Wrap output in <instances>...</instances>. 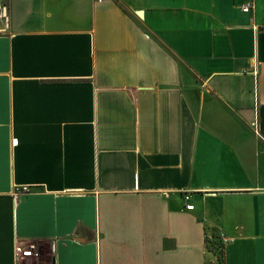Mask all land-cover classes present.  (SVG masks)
I'll use <instances>...</instances> for the list:
<instances>
[{
    "label": "crops",
    "instance_id": "0c3cea01",
    "mask_svg": "<svg viewBox=\"0 0 264 264\" xmlns=\"http://www.w3.org/2000/svg\"><path fill=\"white\" fill-rule=\"evenodd\" d=\"M0 264H264V0H0Z\"/></svg>",
    "mask_w": 264,
    "mask_h": 264
},
{
    "label": "built area",
    "instance_id": "2783aa9c",
    "mask_svg": "<svg viewBox=\"0 0 264 264\" xmlns=\"http://www.w3.org/2000/svg\"><path fill=\"white\" fill-rule=\"evenodd\" d=\"M251 8H252V6H246V7H243L242 10H243V12L248 13L251 10ZM24 191H27V189L24 188ZM186 200L189 201V197H186ZM186 208L188 210H192L194 208V206L187 203ZM221 238H222V242H223L224 245H226L229 242H231V239L225 237V235H221ZM35 250H36V247L34 245H31L28 250H23L19 245H17V247H16L17 259H19V258L22 259V258H26V257L36 256L37 253H35ZM20 255H22V256L20 257Z\"/></svg>",
    "mask_w": 264,
    "mask_h": 264
},
{
    "label": "trees",
    "instance_id": "16d2710c",
    "mask_svg": "<svg viewBox=\"0 0 264 264\" xmlns=\"http://www.w3.org/2000/svg\"><path fill=\"white\" fill-rule=\"evenodd\" d=\"M208 247L210 250H213L220 258L223 257L225 245L222 242L221 235L218 237V241H215V243L208 241Z\"/></svg>",
    "mask_w": 264,
    "mask_h": 264
},
{
    "label": "water",
    "instance_id": "95a60500",
    "mask_svg": "<svg viewBox=\"0 0 264 264\" xmlns=\"http://www.w3.org/2000/svg\"><path fill=\"white\" fill-rule=\"evenodd\" d=\"M141 14H142V11H139V12H138V15H141Z\"/></svg>",
    "mask_w": 264,
    "mask_h": 264
}]
</instances>
